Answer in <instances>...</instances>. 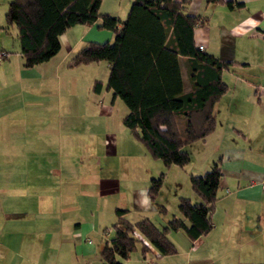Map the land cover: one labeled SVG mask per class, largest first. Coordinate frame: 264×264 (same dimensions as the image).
Instances as JSON below:
<instances>
[{
    "label": "crops",
    "instance_id": "crops-1",
    "mask_svg": "<svg viewBox=\"0 0 264 264\" xmlns=\"http://www.w3.org/2000/svg\"><path fill=\"white\" fill-rule=\"evenodd\" d=\"M7 1L1 0L4 10ZM109 1H118L109 15L123 19L130 0ZM230 1L231 6L185 3L199 19L192 29L194 46L230 62L221 72L226 89L213 107V130L186 144L191 164L186 177L203 173L220 158L211 227L193 240L181 230L168 231L175 247L171 254H159L135 235V249L122 264H264V189L259 186L264 177V0ZM99 22L66 28L54 54L24 67L16 29L3 28L1 14L0 49L7 54L0 59V264H101V244L93 245L89 238L112 234L109 225L117 207H110L107 195L114 177L100 174L98 166L90 168L86 159L91 153L108 154L101 145L109 134L111 109L117 104L122 119L127 108L103 87L107 62L67 64L86 41L113 40ZM179 69L186 91L181 58ZM93 80L101 82L97 91L91 89ZM132 197V206L120 208L121 217L166 222V208L161 205V213L151 205L145 187L133 188ZM141 242L147 244L144 253Z\"/></svg>",
    "mask_w": 264,
    "mask_h": 264
},
{
    "label": "trees",
    "instance_id": "trees-1",
    "mask_svg": "<svg viewBox=\"0 0 264 264\" xmlns=\"http://www.w3.org/2000/svg\"><path fill=\"white\" fill-rule=\"evenodd\" d=\"M206 1L231 6L230 0ZM187 2L130 0L125 17L117 19L98 12L100 0H8L3 28L15 27L22 65L30 67L57 51L58 35L66 28L89 25L99 18L98 27L113 33L112 42L86 41L67 64L107 62L103 87L111 99L118 98L127 108L121 123L149 158L168 168L186 164L189 154L182 146L213 130V107L226 89L221 72L230 64L194 46L192 29L199 19L187 11ZM179 58L189 82L186 91L182 90ZM100 87L101 82L93 80L91 89ZM219 163L218 157L203 173L188 175L190 190L199 201L178 195L175 207L181 218L171 216L161 226L146 217L129 222L121 217L123 209L114 208L109 225L112 234L98 250L101 264H122L135 249L136 232L159 254L175 252L165 235L168 231L181 230L190 240L206 234L221 177ZM162 179V172L149 178V200L157 195ZM158 210L165 211L163 206ZM146 242L140 243L141 253L147 250Z\"/></svg>",
    "mask_w": 264,
    "mask_h": 264
},
{
    "label": "rangeland",
    "instance_id": "rangeland-1",
    "mask_svg": "<svg viewBox=\"0 0 264 264\" xmlns=\"http://www.w3.org/2000/svg\"><path fill=\"white\" fill-rule=\"evenodd\" d=\"M117 3L118 1H114L112 4L109 0H103L98 7V12L112 14L115 12L114 5H117ZM2 10H4V7L0 0V17L4 12ZM115 101L121 107H124L120 100L116 99ZM118 112L119 109L116 104L112 107L108 120L109 134L106 136L107 138L104 137L103 145H101V151L103 148L106 149V147H108V154L102 153V155L96 156V153H91L86 159L88 162L92 163V165H89L90 168L95 169L98 166L102 170L99 171L100 174H103L106 178L114 177V181L110 180V184L112 183L114 189L107 195V199L112 204L110 207L129 208V206H132V189L136 188L137 190L140 188L141 190L144 189V187L146 189L149 178L157 177L159 173L162 172V183L158 189L157 195L153 200H150V203L156 206L157 209L159 206L163 205L166 208V216L168 218L174 216V214L181 217L175 207L177 195L186 196L189 199L191 198L190 200L192 202L199 201L198 197L194 193L192 194L189 187L188 176L186 177L184 172L187 171L191 164L188 162V164L184 166L171 165L167 170L159 160L149 158L139 142L128 135L126 128L120 122L121 117H117ZM87 128L88 127L85 126V129ZM115 143H118V152L113 148ZM187 145H183V149L186 150ZM119 153L123 156L117 155ZM91 155H94V157ZM194 160L193 154L190 158V163L194 162ZM118 172L120 174L116 177ZM132 213L135 215L137 211L132 210ZM146 214L149 216V213ZM134 215L129 217L132 218ZM156 221L157 226L164 224V221H158L157 217ZM135 235L142 237L137 232ZM89 240L93 245H100L103 239L100 240L98 237L93 239V237H90Z\"/></svg>",
    "mask_w": 264,
    "mask_h": 264
},
{
    "label": "built area",
    "instance_id": "built-area-1",
    "mask_svg": "<svg viewBox=\"0 0 264 264\" xmlns=\"http://www.w3.org/2000/svg\"><path fill=\"white\" fill-rule=\"evenodd\" d=\"M197 48L199 50H202L201 45H198ZM4 53H5L4 50L0 49V59L3 57ZM259 186L261 189H264V177L259 181Z\"/></svg>",
    "mask_w": 264,
    "mask_h": 264
}]
</instances>
